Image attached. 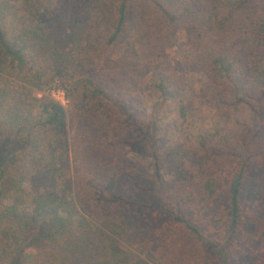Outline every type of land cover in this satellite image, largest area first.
Instances as JSON below:
<instances>
[{
  "label": "trees",
  "instance_id": "1",
  "mask_svg": "<svg viewBox=\"0 0 264 264\" xmlns=\"http://www.w3.org/2000/svg\"><path fill=\"white\" fill-rule=\"evenodd\" d=\"M198 18L214 49L188 68L219 120L161 142L190 114L183 75L152 73L150 113L124 83L145 71L146 39L168 46ZM0 74L20 81L0 80V264H138L116 237L168 264H233L260 238L243 196L264 172V0H0ZM126 179L135 199L117 192Z\"/></svg>",
  "mask_w": 264,
  "mask_h": 264
},
{
  "label": "rangeland",
  "instance_id": "2",
  "mask_svg": "<svg viewBox=\"0 0 264 264\" xmlns=\"http://www.w3.org/2000/svg\"><path fill=\"white\" fill-rule=\"evenodd\" d=\"M197 24V28H194ZM208 35L210 41L214 36L207 26L200 23V18L196 19L192 24L184 26L174 40L168 46H161L155 36L148 38L142 45L139 46L138 62L144 64L145 71L134 76H127L125 92L132 97V103L138 107L140 112L150 113L152 100L150 98V77L152 73L164 70L167 67H175L183 75L186 84V100L190 111L188 119L182 122L177 115L168 122L158 127L159 141L164 142L168 138L176 139L178 136H192L200 131H211L217 124L219 117L215 111H209L202 103L201 93L204 90L206 77L203 74L189 69L188 64L193 60H198L202 56L205 57L209 52H212L214 47L209 45V40L200 41L197 37L198 33ZM138 30L132 24V18L129 26V31L125 36L126 39H134L137 37ZM211 43V42H210ZM0 80L7 86L18 87L19 80L13 76L0 74ZM21 85V84H20ZM30 88V87H29ZM34 94H38L36 89ZM39 97L42 95L39 94ZM66 109L70 110V102L66 105ZM134 149L131 150L133 152ZM132 161H138V155H129ZM117 192H122L128 198L135 199L132 192H136L134 182L126 179L117 182ZM143 183V181H142ZM145 185V182H144ZM143 186V184H141ZM120 194V193H119ZM244 208L250 212L247 216L248 224L247 231L257 233L260 231V238L254 243L248 253L233 264H254L257 258V251L264 248V172L256 173L253 176L244 192ZM142 205L148 207L149 199L147 195H143ZM117 222V221H116ZM118 223V222H117ZM119 224V223H118ZM121 225V224H120ZM183 232V231H182ZM180 231V233L183 235ZM177 235V234H176ZM186 235H184L185 237ZM183 238V237H182ZM121 252H124L129 257L130 261L138 264H168L167 258L164 256L155 257L156 249H149L147 246L129 245L121 238H117ZM189 246V247H188ZM188 254L193 253L195 248L200 254L199 247L188 239ZM193 248V249H192ZM215 264H219L218 262Z\"/></svg>",
  "mask_w": 264,
  "mask_h": 264
},
{
  "label": "built area",
  "instance_id": "3",
  "mask_svg": "<svg viewBox=\"0 0 264 264\" xmlns=\"http://www.w3.org/2000/svg\"><path fill=\"white\" fill-rule=\"evenodd\" d=\"M48 95L59 101L64 107L69 103L64 90H52Z\"/></svg>",
  "mask_w": 264,
  "mask_h": 264
}]
</instances>
